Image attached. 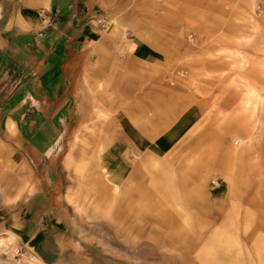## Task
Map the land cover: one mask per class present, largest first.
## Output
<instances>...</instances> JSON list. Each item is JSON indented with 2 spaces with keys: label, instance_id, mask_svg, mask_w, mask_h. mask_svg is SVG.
<instances>
[{
  "label": "rangeland",
  "instance_id": "1",
  "mask_svg": "<svg viewBox=\"0 0 264 264\" xmlns=\"http://www.w3.org/2000/svg\"><path fill=\"white\" fill-rule=\"evenodd\" d=\"M103 8L97 55L109 66L86 78L57 130H26L15 116L9 137L0 82V264H264V0ZM242 143L253 169L221 189L225 151ZM94 161L122 177L103 204L87 183ZM153 180L186 213L179 233L162 226ZM121 223L142 229L136 243Z\"/></svg>",
  "mask_w": 264,
  "mask_h": 264
},
{
  "label": "crops",
  "instance_id": "2",
  "mask_svg": "<svg viewBox=\"0 0 264 264\" xmlns=\"http://www.w3.org/2000/svg\"><path fill=\"white\" fill-rule=\"evenodd\" d=\"M103 9V0H0V82L10 83L1 107L7 108L5 130L8 118L18 130L15 116L26 130L35 123L40 134L57 130L86 78L103 77L109 66L97 55L103 50L105 32L97 21ZM22 144L39 164L34 146Z\"/></svg>",
  "mask_w": 264,
  "mask_h": 264
},
{
  "label": "bare ground",
  "instance_id": "3",
  "mask_svg": "<svg viewBox=\"0 0 264 264\" xmlns=\"http://www.w3.org/2000/svg\"><path fill=\"white\" fill-rule=\"evenodd\" d=\"M246 87L250 89V92L252 94L258 92L257 88L252 85L246 84ZM241 103L242 105L247 106L249 101L246 99V100L241 101ZM16 130L17 128H16L15 121L11 118H8L6 121V131L8 135L13 137L16 133ZM247 146L248 144L246 145L245 143H242L239 147L228 146V148L226 149L224 160L222 163L223 169L225 171H224L222 182L220 185L221 189H226L234 184L237 171L241 172L244 176L249 175V173L252 171L253 157L250 156L245 159L244 152ZM4 150H5V147L1 143L0 144V155L3 154ZM95 156L96 155L92 153L90 155V160H91V157H95ZM83 165L85 167L86 165L85 162ZM110 168H108V165L104 166L102 163L99 164L97 161L87 163L85 167L87 183H89L93 187V189L96 190V192L98 193L96 196L99 197L98 199L100 200L102 204L108 200L110 190H115L117 188V183H115L116 179L122 180V177H116L113 175H109ZM133 171H135V169H133ZM133 171H132V175H134ZM151 182H152L151 186L153 189H150V191H148L149 194L151 195L150 200L157 201V202L164 201L163 203H165V209L162 211V215L164 216V219L162 218L163 220H161L164 222L163 224L161 223L162 226L168 229L167 233H173V232L179 233L180 229L182 230L181 228L182 223L179 222L178 218H181L182 214L186 215V213H184V211L180 210L179 208H176L173 206L174 205L173 200L175 201V198L172 196L173 194L171 195L167 193L163 196L162 194H164L165 192L161 191V189L155 183L154 180ZM192 183H194V185L191 188L192 191L195 192L196 196L197 195L200 196V194H202L203 192L202 184L194 180ZM170 211H172L173 214ZM179 211H182V212H179ZM115 228H116V232H118V235L122 236L126 241L132 242L133 244L136 243L137 239L141 237L142 235L141 234L142 229L137 230L132 225H126L125 223L123 224L121 223V225H117L115 226ZM80 264H85V262L81 260ZM106 264H109V263H106Z\"/></svg>",
  "mask_w": 264,
  "mask_h": 264
},
{
  "label": "built area",
  "instance_id": "4",
  "mask_svg": "<svg viewBox=\"0 0 264 264\" xmlns=\"http://www.w3.org/2000/svg\"><path fill=\"white\" fill-rule=\"evenodd\" d=\"M211 183H212V185H216L217 184V180L214 179V180L211 181Z\"/></svg>",
  "mask_w": 264,
  "mask_h": 264
}]
</instances>
